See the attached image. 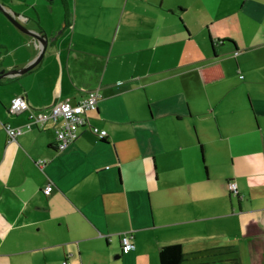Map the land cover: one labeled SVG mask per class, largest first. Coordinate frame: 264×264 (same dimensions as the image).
<instances>
[{"label": "crops", "instance_id": "crops-1", "mask_svg": "<svg viewBox=\"0 0 264 264\" xmlns=\"http://www.w3.org/2000/svg\"><path fill=\"white\" fill-rule=\"evenodd\" d=\"M0 1L48 37L65 24L0 79V264H160L170 242L182 264H264V0ZM39 48L0 10V71ZM89 90L105 138L60 147L28 115ZM215 141L233 169L205 159Z\"/></svg>", "mask_w": 264, "mask_h": 264}, {"label": "built area", "instance_id": "built-area-1", "mask_svg": "<svg viewBox=\"0 0 264 264\" xmlns=\"http://www.w3.org/2000/svg\"><path fill=\"white\" fill-rule=\"evenodd\" d=\"M100 99V94L95 90H89L87 95L77 102H73L69 99L61 100L54 103L51 107L50 112L46 111H31L29 115L30 119L34 122L46 121L48 118L57 119L59 125L56 128L57 138L60 147H64L68 142L74 140L79 135V130L81 126L89 124L91 126V131L96 133L100 138H105L108 134L106 129L100 128L96 125L90 124L87 117V112L90 110H96L98 108V103ZM29 107L26 98L23 95H17L11 100L10 111L18 113L26 110ZM19 131L17 128H9V134L14 137ZM237 182H230V190L234 195H238L239 191L237 189ZM52 185L47 187L50 191ZM132 235L130 232H124L121 236L122 238V251L130 252L133 250L135 245L132 241ZM64 264H70L65 262Z\"/></svg>", "mask_w": 264, "mask_h": 264}, {"label": "water", "instance_id": "water-1", "mask_svg": "<svg viewBox=\"0 0 264 264\" xmlns=\"http://www.w3.org/2000/svg\"><path fill=\"white\" fill-rule=\"evenodd\" d=\"M9 9L4 3L0 1V10H2L4 14L8 16L10 21L13 22L19 29L28 33L31 36H34L40 41V48H39L40 53L36 58L33 59V61H30L26 66H23L20 68H13L8 71H5V70L0 71V79L3 77H7V76H17L18 74L27 72L28 70L33 68L35 65H37L38 62L41 61V59L43 58L46 48L48 47L50 41L58 37L57 35H59L63 31L64 25H65L63 24L62 28L58 30L55 35L48 37L47 36L48 34L46 33L44 29H41V30L31 29L27 27L24 23H22L23 19L25 18L31 19V16L27 14H22L23 16H20L21 15L20 12L15 11L14 9H10V10ZM20 17H22V19Z\"/></svg>", "mask_w": 264, "mask_h": 264}, {"label": "trees", "instance_id": "trees-1", "mask_svg": "<svg viewBox=\"0 0 264 264\" xmlns=\"http://www.w3.org/2000/svg\"><path fill=\"white\" fill-rule=\"evenodd\" d=\"M223 77L222 70H220V67L217 68V74L216 77L213 78V80H218ZM239 195V194H238ZM159 257H160V264H182L184 261V247L181 243H171L165 244L160 248V251H158ZM70 263L68 261H64V263ZM202 264V263H197ZM225 264H243L241 259L239 257H231L226 260Z\"/></svg>", "mask_w": 264, "mask_h": 264}, {"label": "rangeland", "instance_id": "rangeland-1", "mask_svg": "<svg viewBox=\"0 0 264 264\" xmlns=\"http://www.w3.org/2000/svg\"><path fill=\"white\" fill-rule=\"evenodd\" d=\"M73 5V4H72ZM201 95H203V94H201ZM204 97V96H203ZM201 143L203 144V142H202V140H201ZM217 145H218V142H211V143H208V145H207V147H206V149H207V154H206V152H205V159L207 160L208 158H206L207 157V155H208V157H209V160H207V161H213V159H220V158H225V161H223L224 163H226L227 162V169H229V170H231V169H233L234 167H233V164L232 163H230L231 161H232V158L230 157V153H228V154H226V152H223L222 154L220 153V151L222 150V149H219L220 147H217ZM205 151V150H204ZM203 156V155H202ZM206 160H205V162H206ZM258 164H259V162H258ZM237 166H238V163L236 164ZM259 165H261V164H259Z\"/></svg>", "mask_w": 264, "mask_h": 264}]
</instances>
